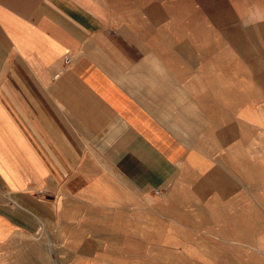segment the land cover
Here are the masks:
<instances>
[{"label":"crops","instance_id":"obj_1","mask_svg":"<svg viewBox=\"0 0 264 264\" xmlns=\"http://www.w3.org/2000/svg\"><path fill=\"white\" fill-rule=\"evenodd\" d=\"M215 1L0 0V264L48 233L264 264V0Z\"/></svg>","mask_w":264,"mask_h":264},{"label":"rangeland","instance_id":"obj_2","mask_svg":"<svg viewBox=\"0 0 264 264\" xmlns=\"http://www.w3.org/2000/svg\"><path fill=\"white\" fill-rule=\"evenodd\" d=\"M194 5L207 6L214 11L215 0H197ZM167 229V228H165ZM164 236V234L162 235ZM82 238V237H81ZM19 242L17 251L4 264H216L212 258H186L185 255L211 254L195 247L185 251L184 243L146 244L144 250L137 243H93L79 242L66 236L48 233L31 237L26 245ZM30 245V246H29ZM159 246V247H157ZM99 249V251H97ZM144 251V252H143ZM99 252V253H97ZM144 255V256H143Z\"/></svg>","mask_w":264,"mask_h":264},{"label":"built area","instance_id":"obj_3","mask_svg":"<svg viewBox=\"0 0 264 264\" xmlns=\"http://www.w3.org/2000/svg\"><path fill=\"white\" fill-rule=\"evenodd\" d=\"M68 61H69L68 58H66V59H65V62H68Z\"/></svg>","mask_w":264,"mask_h":264}]
</instances>
